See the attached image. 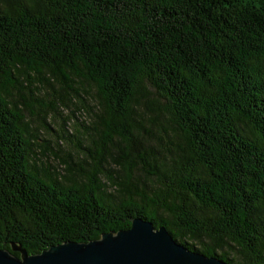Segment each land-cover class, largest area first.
Instances as JSON below:
<instances>
[{"label":"trees","instance_id":"obj_1","mask_svg":"<svg viewBox=\"0 0 264 264\" xmlns=\"http://www.w3.org/2000/svg\"><path fill=\"white\" fill-rule=\"evenodd\" d=\"M134 218L264 264V0H0V250Z\"/></svg>","mask_w":264,"mask_h":264},{"label":"water","instance_id":"obj_2","mask_svg":"<svg viewBox=\"0 0 264 264\" xmlns=\"http://www.w3.org/2000/svg\"><path fill=\"white\" fill-rule=\"evenodd\" d=\"M11 251L0 250V264H225L213 257L190 252L169 234L139 218L127 230L102 234L87 243H64L37 255H27L10 243Z\"/></svg>","mask_w":264,"mask_h":264},{"label":"rangeland","instance_id":"obj_3","mask_svg":"<svg viewBox=\"0 0 264 264\" xmlns=\"http://www.w3.org/2000/svg\"><path fill=\"white\" fill-rule=\"evenodd\" d=\"M63 114H65V112H63ZM33 128L35 127V126H32ZM52 140H55V138L54 137H52Z\"/></svg>","mask_w":264,"mask_h":264}]
</instances>
